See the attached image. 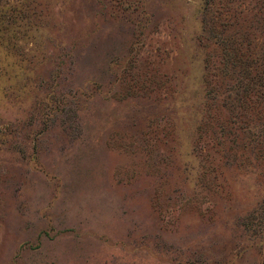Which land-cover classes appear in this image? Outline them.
Here are the masks:
<instances>
[{"label": "rangeland", "instance_id": "rangeland-1", "mask_svg": "<svg viewBox=\"0 0 264 264\" xmlns=\"http://www.w3.org/2000/svg\"><path fill=\"white\" fill-rule=\"evenodd\" d=\"M0 264H264V0H0Z\"/></svg>", "mask_w": 264, "mask_h": 264}]
</instances>
